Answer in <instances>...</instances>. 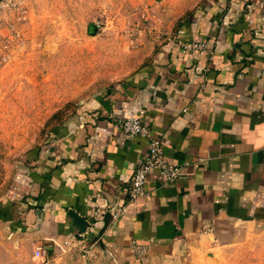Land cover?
<instances>
[{"label": "crops", "instance_id": "crops-1", "mask_svg": "<svg viewBox=\"0 0 264 264\" xmlns=\"http://www.w3.org/2000/svg\"><path fill=\"white\" fill-rule=\"evenodd\" d=\"M190 41L205 47L189 50ZM129 117L161 138L180 175L166 182L152 171L146 195L106 222L149 148L117 126ZM65 125L23 172L2 219L28 238L37 264H221L249 238L262 242L264 0H197L175 36ZM69 210L88 222L83 239L72 238Z\"/></svg>", "mask_w": 264, "mask_h": 264}, {"label": "rangeland", "instance_id": "rangeland-1", "mask_svg": "<svg viewBox=\"0 0 264 264\" xmlns=\"http://www.w3.org/2000/svg\"><path fill=\"white\" fill-rule=\"evenodd\" d=\"M17 1L0 8V264H37L28 238L11 236L2 221L21 175L85 102L175 36L197 0ZM249 239L221 264H264V240Z\"/></svg>", "mask_w": 264, "mask_h": 264}, {"label": "built area", "instance_id": "built-area-1", "mask_svg": "<svg viewBox=\"0 0 264 264\" xmlns=\"http://www.w3.org/2000/svg\"><path fill=\"white\" fill-rule=\"evenodd\" d=\"M19 4L17 0H2L0 2V8H4L6 5L10 7H16ZM183 46L189 50H199L204 49L203 43L198 42H184ZM117 126L122 132L130 136H142L149 139V148L144 156L141 163L137 166L132 178L130 179L128 186L126 188L125 202L117 201L108 210L111 214L113 220L121 218L127 211L128 203L136 202L140 197L146 195L145 184L147 176L152 171L156 170L165 179L166 182L175 180L180 175V166L169 162L165 156L163 142L161 138L157 137L152 129L143 122L139 117H129L121 119L117 122ZM101 211L97 210L94 213V217H99ZM88 232V227L86 232H78L74 240L83 239ZM68 244V241H65ZM87 255L91 252L89 249L86 251ZM46 252L39 247L36 250V256L41 257L45 255Z\"/></svg>", "mask_w": 264, "mask_h": 264}, {"label": "water", "instance_id": "water-1", "mask_svg": "<svg viewBox=\"0 0 264 264\" xmlns=\"http://www.w3.org/2000/svg\"><path fill=\"white\" fill-rule=\"evenodd\" d=\"M69 215L73 218L74 224L78 227L79 232H86L88 227L86 218H84L74 210H69ZM108 219H112V216L109 212L106 215V222L108 221Z\"/></svg>", "mask_w": 264, "mask_h": 264}]
</instances>
